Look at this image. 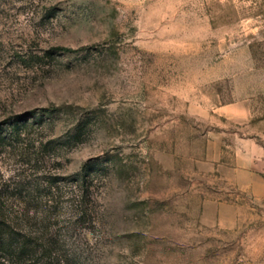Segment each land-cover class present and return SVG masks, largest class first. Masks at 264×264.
<instances>
[{"label":"rangeland","instance_id":"obj_1","mask_svg":"<svg viewBox=\"0 0 264 264\" xmlns=\"http://www.w3.org/2000/svg\"><path fill=\"white\" fill-rule=\"evenodd\" d=\"M238 102L264 116V0H0V206L34 247L0 264H264V200L221 177Z\"/></svg>","mask_w":264,"mask_h":264},{"label":"crops","instance_id":"obj_2","mask_svg":"<svg viewBox=\"0 0 264 264\" xmlns=\"http://www.w3.org/2000/svg\"><path fill=\"white\" fill-rule=\"evenodd\" d=\"M222 110L232 122L246 125L250 136L243 139L247 148L234 154L230 167L222 169L221 177L230 191L246 192L264 200V116H256L247 104L239 102L225 105ZM231 222L236 223L237 218Z\"/></svg>","mask_w":264,"mask_h":264},{"label":"trees","instance_id":"obj_3","mask_svg":"<svg viewBox=\"0 0 264 264\" xmlns=\"http://www.w3.org/2000/svg\"><path fill=\"white\" fill-rule=\"evenodd\" d=\"M2 207L0 206V250L4 254H12L17 256L18 259H23L29 250L33 252L28 241L27 235H22L19 233V230L9 221V218L5 213H1ZM22 236L21 237H17ZM46 260L42 264H52L54 257L51 255L50 250L45 248ZM43 251V252H44Z\"/></svg>","mask_w":264,"mask_h":264}]
</instances>
